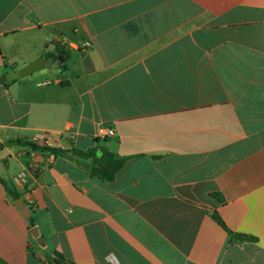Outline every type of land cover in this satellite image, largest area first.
Wrapping results in <instances>:
<instances>
[{
  "label": "crops",
  "instance_id": "crops-1",
  "mask_svg": "<svg viewBox=\"0 0 264 264\" xmlns=\"http://www.w3.org/2000/svg\"><path fill=\"white\" fill-rule=\"evenodd\" d=\"M59 45L0 82V264H264V0H0L1 78Z\"/></svg>",
  "mask_w": 264,
  "mask_h": 264
},
{
  "label": "trees",
  "instance_id": "trees-1",
  "mask_svg": "<svg viewBox=\"0 0 264 264\" xmlns=\"http://www.w3.org/2000/svg\"><path fill=\"white\" fill-rule=\"evenodd\" d=\"M52 58L54 59H60L62 63V70L65 71L67 69V66L65 64L67 60V52L64 50V47L59 45L56 49V54H51ZM0 82L4 84L5 86H8L10 82H3L2 78L0 77ZM13 143H23L22 141H15V142H9L8 144ZM26 145L31 146L36 151H42V152H48L50 154H53L54 156H59L62 158H65L76 165L86 169L91 177L100 179L102 181H113L115 178L116 173L124 166L125 161L123 159H118L114 154L109 152H103L95 149H90L86 152L84 151H78L73 150L71 154H66V152L59 150L57 148H52L49 146H39L36 143L33 142H25ZM4 145L0 144V149H2ZM90 160V162H88ZM14 196H16L14 194ZM218 221L219 218L215 217ZM31 226H34V221L31 220ZM231 241L236 240H247L251 239L245 235L230 233ZM55 262L57 264H66L67 260L59 253L55 254Z\"/></svg>",
  "mask_w": 264,
  "mask_h": 264
},
{
  "label": "water",
  "instance_id": "water-1",
  "mask_svg": "<svg viewBox=\"0 0 264 264\" xmlns=\"http://www.w3.org/2000/svg\"><path fill=\"white\" fill-rule=\"evenodd\" d=\"M61 60H54L52 58H37L28 65L24 66L23 68H20L19 70L12 72L10 74H7L2 77L3 82H10L18 78H24L28 76H39V75H51L60 73L62 71V68L60 67ZM16 206L24 211L26 215H24L26 218L29 217V209L26 207V203L19 199L16 203ZM30 233L34 240L39 244L40 246L44 245V242L40 236V233L38 231V228L36 226H32L30 229Z\"/></svg>",
  "mask_w": 264,
  "mask_h": 264
},
{
  "label": "built area",
  "instance_id": "built-area-1",
  "mask_svg": "<svg viewBox=\"0 0 264 264\" xmlns=\"http://www.w3.org/2000/svg\"><path fill=\"white\" fill-rule=\"evenodd\" d=\"M91 46V43L86 41L83 42L82 44H80L78 46V49L81 52H86ZM61 134H47V133H39L37 136H35L33 143L38 144L39 146H48L50 143L53 142V140L57 137H59ZM101 137L103 138H108L111 136L115 135V131L112 128L109 127H102L100 129V134ZM32 204H34V202H31Z\"/></svg>",
  "mask_w": 264,
  "mask_h": 264
},
{
  "label": "rangeland",
  "instance_id": "rangeland-1",
  "mask_svg": "<svg viewBox=\"0 0 264 264\" xmlns=\"http://www.w3.org/2000/svg\"><path fill=\"white\" fill-rule=\"evenodd\" d=\"M2 71H4V68L0 69V75L2 74ZM3 77V76H2Z\"/></svg>",
  "mask_w": 264,
  "mask_h": 264
}]
</instances>
